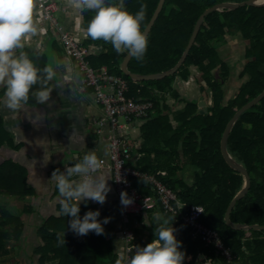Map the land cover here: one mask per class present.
<instances>
[{
  "label": "trees",
  "instance_id": "16d2710c",
  "mask_svg": "<svg viewBox=\"0 0 264 264\" xmlns=\"http://www.w3.org/2000/svg\"><path fill=\"white\" fill-rule=\"evenodd\" d=\"M222 1L243 0H165L148 34L149 45L144 59L138 61L132 57L129 69L132 72L150 74L176 65L201 13ZM115 2L118 3V0ZM158 2L159 0H125V8L135 13L142 4L147 5L142 24L144 31ZM94 15V12L87 11L88 23ZM237 31L247 40L246 57L249 61L241 72V77L247 76V79L233 97L226 100L225 84L231 75V69L227 61L222 59L218 46L227 41L228 34ZM99 41L107 46V50L92 57V64L96 67L107 64L111 72L122 75L129 81V98H149L154 101L155 109L162 101L157 92L172 89L173 78L177 74L186 75L190 65L200 68L205 81L203 91L208 94L211 92L212 103L208 111L198 113L197 103L189 102L174 120L165 117L161 124L148 120L144 125V155L135 167L156 175L188 205L204 206L202 221L219 231L234 257L228 260L213 245H207L201 238L194 239L191 227L178 215L169 212V217L173 218L172 225L177 230L176 237L182 242L181 251L185 250L189 254L204 251L212 256L218 254L223 264H247L248 261L249 264H264V230L233 228L225 220L226 210L244 186L245 177L227 161L221 147L224 131L234 113L264 89V5L245 4L235 9L222 8L207 14L186 60L174 74L159 79L134 80L121 69L127 53L118 55L110 43ZM4 134L0 119V135ZM3 143L4 141H0V146ZM228 149L251 175L250 188L233 206L231 218L238 223L264 225V97L236 120L229 135ZM11 164L8 161L0 166V194L10 196L16 192L13 188H18L24 182L4 174L5 167ZM185 167L195 169L192 182L179 177L180 170ZM133 183L142 194L154 192L153 185L146 179L133 177ZM0 213V254H5L8 252L6 243L14 231V226L8 225L15 216L4 203H0ZM61 218L62 215L51 216L39 226L43 244L37 247L36 252L40 254L41 264H47L48 261L56 264L106 262L91 250L88 251L91 257L75 253L70 236L76 235L71 231L65 234L66 230L54 224V221H61ZM20 231L19 228V233ZM59 239H64L65 243L60 244ZM249 252L254 254L250 255ZM114 261L115 256H110V264ZM0 264L10 263L0 261Z\"/></svg>",
  "mask_w": 264,
  "mask_h": 264
},
{
  "label": "crops",
  "instance_id": "0c3cea01",
  "mask_svg": "<svg viewBox=\"0 0 264 264\" xmlns=\"http://www.w3.org/2000/svg\"><path fill=\"white\" fill-rule=\"evenodd\" d=\"M54 14L65 30L88 47L90 62L92 57L107 50V46L99 40L94 41L87 37V11L80 12L71 9L66 6L65 0H58ZM33 20L38 32L24 42L22 51L27 53L39 69H43L50 63L54 66L58 64L59 68L56 78L49 83L52 92L47 104L37 103L30 93L27 104L17 111H11L6 107L5 90L0 88V119L5 133L0 135V141H4L0 146V166L11 161L12 164L5 167L4 174L7 177L14 176L24 181L18 188H13L16 190L14 195L0 194V203H4L15 216L8 225V227L14 226V231L6 243L8 252L0 254V261L9 262L8 258L11 257V264H41L40 254L36 252L37 247L43 244L39 226L51 216H61L59 215L60 197L55 181L51 180L52 173L56 169L64 171L66 167L74 165L89 151L94 150L97 156L104 161L103 168L96 175L108 180L111 191L103 205L91 200L82 201L80 216L83 218L89 210H99L98 219L102 222L107 217L110 218V222L103 225L105 230L103 235L90 232L85 236H77L74 233L75 237L70 236L71 247L75 249V253L87 254L89 257L91 253L88 251H94L97 257L106 261L97 264H110V256H115L113 264L115 262L125 264L126 244L122 238L125 223L120 214L119 199L114 188L108 142L114 135L120 138L127 164L136 168L135 165L144 155L142 148L146 144L145 123L152 119L161 124L165 117L174 120L189 102L197 103L198 113L201 108L199 103L204 102L208 111L212 103L211 92L208 94L203 91L205 81L202 71L197 65L192 64L186 75L177 74L173 78L172 89L157 92L162 101L158 108L155 109L154 106L149 117L132 120L123 117V121L119 118L117 128L112 130L110 125H106L100 132L98 121L105 116L104 108L97 102L93 91L80 90L83 75L79 70L78 62L66 53L60 32L51 21L44 17L43 9L37 0L33 9ZM231 38H233V50L223 55L221 47L230 44ZM246 46L247 40L243 39L240 31L228 34L227 41L218 46L222 59L227 61L231 69V75L225 84L226 100L233 97L247 79V76L241 77V72L249 61L246 57ZM229 79L233 80V84L235 81L237 85L233 93L229 89ZM39 87V84L35 85L32 91H36ZM194 174L193 167H185L180 170L179 177L192 182ZM134 177L139 178L140 176ZM149 194H155V191ZM4 196H8L7 199ZM169 214L162 209L159 202L154 207L132 217L131 226L135 229L137 236L136 244L144 247L151 243L156 238L157 218L159 216L167 218ZM68 223L69 218L66 216H62L61 221H54L56 226L66 230L65 234L71 231ZM182 251L185 253L183 264H189V262L192 264H223L218 254L212 256L204 251H198L197 254ZM249 253L254 254V252ZM47 264L56 263L48 261ZM86 264H92V262Z\"/></svg>",
  "mask_w": 264,
  "mask_h": 264
},
{
  "label": "clouds",
  "instance_id": "9594fccd",
  "mask_svg": "<svg viewBox=\"0 0 264 264\" xmlns=\"http://www.w3.org/2000/svg\"><path fill=\"white\" fill-rule=\"evenodd\" d=\"M66 6L80 12L95 13L87 25L86 35L92 40L110 43L119 54L127 53L142 61L147 52L149 38L142 30L147 5L132 13L125 8V0H65ZM36 0H0V88H3L6 107L17 111L27 104L30 93L39 104H47L52 89L49 83L57 76L59 65L47 64L39 69L22 51L24 42L38 32L33 20ZM39 84L36 91H32ZM46 160V156H45ZM104 161L94 150L64 171L56 169L51 180L56 183L59 193V215L69 218L68 227L77 236L90 232L104 234V224L110 222L98 219L100 211L89 210L80 216V203L94 201L103 205L111 188L108 180L96 174L103 168ZM120 202L124 208L133 204L126 191L121 192ZM155 228L156 238L144 247H137L128 264H183L185 253L182 242L176 237L172 226L173 218L159 216ZM171 225V226H169ZM64 244V239H59Z\"/></svg>",
  "mask_w": 264,
  "mask_h": 264
},
{
  "label": "built area",
  "instance_id": "2783aa9c",
  "mask_svg": "<svg viewBox=\"0 0 264 264\" xmlns=\"http://www.w3.org/2000/svg\"><path fill=\"white\" fill-rule=\"evenodd\" d=\"M43 9L44 17L51 21L61 34L63 47L67 54L72 56L78 62L79 70L83 78L80 84L81 91H93L97 102H99L105 111V116L99 119V131L106 125L111 129L119 126V118L125 117L128 120L133 118L149 117L154 108V101L149 98L134 99L128 97L129 81L122 75L110 71L107 65L94 67L88 59L89 49L86 45L79 42L59 23L55 16L58 0H37ZM109 157L111 160L110 168L113 173L114 188L119 199L120 214L125 223L122 232V238L126 244L125 264L135 253L137 245V236L135 229L132 228V217L141 214L145 210L154 207L160 202L166 212L178 215L191 227L193 238H201L207 244L213 245L228 260L233 259L234 255L231 248L225 243L219 231L207 226L202 217L205 211L204 206L192 204L179 199L175 191L166 186L156 175L148 174L131 167L127 164L125 150L122 147V141L115 135L108 142ZM140 176L146 179L154 187L155 194H142L133 183V177ZM126 191L133 204L124 208L120 202L121 192Z\"/></svg>",
  "mask_w": 264,
  "mask_h": 264
},
{
  "label": "water",
  "instance_id": "95a60500",
  "mask_svg": "<svg viewBox=\"0 0 264 264\" xmlns=\"http://www.w3.org/2000/svg\"><path fill=\"white\" fill-rule=\"evenodd\" d=\"M165 0H159L158 5L152 15V17L150 18L149 22L147 23L144 31L146 32V34L148 35L151 28L153 27L156 19L158 18L163 5H164ZM245 4H249V5H264V0H243V1H239V2H234V1H222V2H218L215 3L213 5H211L210 7H208L207 9H205L201 15L199 16V18L197 19L194 29L192 31V34L189 38L188 44L181 56V58L179 59V61L176 63V65H174L173 67L164 70V71H160V72H155V73H150V74H142V73H137V72H132L129 69V61L132 58L131 56H129L128 54L125 56L122 64H121V69L122 71L127 74L128 76H130L131 78L141 81V80H146V79H159L168 75H172L174 74L179 67L183 64V62L186 60L190 49L198 35V32L201 28V25L206 17L207 14H209L210 12L214 11V10H221L222 8H227V9H235L238 8L242 5ZM264 97V89L257 95L255 96L253 99H251L250 101H248L247 103H245L242 107H240L232 116V118L230 119V121L228 122L226 129L224 131L222 140H221V147H222V152L225 156V158L227 159V161L235 168H237L238 170H240L244 177H245V183L244 186L242 187V189L235 195V197L232 199V201L230 202L227 210H226V214H225V220L227 222V224H229L230 226H232L233 228H237V229H250V228H259V229H264V225L261 224H246V223H238L232 220L231 218V211L233 209V206L235 205V203L237 202V200H239L241 197H243V195L245 193L248 192L250 185H251V175L248 171V169L242 164L240 163L230 152L228 149V139H229V135L230 132L232 130V127L234 125V123L236 122V120L239 118V116L247 109H249L250 107H252L255 103H257L258 101H260L262 98ZM201 108L199 109V113H204L205 111H207V107L205 106V103H199ZM128 145V143H126Z\"/></svg>",
  "mask_w": 264,
  "mask_h": 264
},
{
  "label": "rangeland",
  "instance_id": "374dc122",
  "mask_svg": "<svg viewBox=\"0 0 264 264\" xmlns=\"http://www.w3.org/2000/svg\"><path fill=\"white\" fill-rule=\"evenodd\" d=\"M221 48H222V51H223V55L228 53L229 51H232L233 50V38H231L230 44L223 45ZM229 83H230V88L229 89L231 90L230 92L233 93L236 90V88H237V85H235L236 82L234 81V84H233V80L230 81V79H229ZM120 118H121V121H123V117H120ZM4 197H6L5 199H7L8 196H4ZM8 259L11 261V257H9ZM10 261H9V263H10ZM1 262H5V261H1Z\"/></svg>",
  "mask_w": 264,
  "mask_h": 264
}]
</instances>
